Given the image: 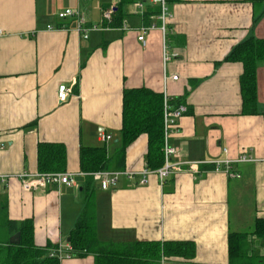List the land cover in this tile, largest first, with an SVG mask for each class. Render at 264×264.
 <instances>
[{
    "label": "crops",
    "instance_id": "obj_1",
    "mask_svg": "<svg viewBox=\"0 0 264 264\" xmlns=\"http://www.w3.org/2000/svg\"><path fill=\"white\" fill-rule=\"evenodd\" d=\"M118 2L0 0V174L10 175L0 182V235L8 221L31 218L37 246L65 245L92 193L100 240L192 241V259L164 257L158 264H229V233L249 232L264 217V61L256 70L257 112L242 114L243 67L226 56L246 38H264V0H167L164 20L159 4L134 0L122 5L121 25L111 26L103 12L111 10L112 19ZM66 8L98 29L83 38L74 17H57ZM152 24L143 45L139 28ZM60 84L72 88L64 102L57 99ZM137 87L186 105L168 138L180 171L163 182L150 172L145 184L139 175L120 176L107 189L92 178L85 190L90 175L80 169V148L105 146L114 155L123 89ZM39 142L65 146L63 172L72 184L22 187L15 175L38 171ZM146 152L142 133L126 148L124 170H148ZM242 153L254 160L232 163L237 176L216 168L214 161ZM245 240V260L264 257V238ZM60 264L94 259L64 256Z\"/></svg>",
    "mask_w": 264,
    "mask_h": 264
},
{
    "label": "trees",
    "instance_id": "obj_2",
    "mask_svg": "<svg viewBox=\"0 0 264 264\" xmlns=\"http://www.w3.org/2000/svg\"><path fill=\"white\" fill-rule=\"evenodd\" d=\"M133 1L119 0L108 24L121 25L122 5ZM226 60L241 62L243 67L239 77L241 113L255 114L257 112L256 70L258 63L264 61V38L249 37L237 43L226 56ZM142 133L147 135L146 168L156 170L164 163L163 95L146 87L124 88L122 125L114 155L109 156L105 146L81 147L80 169L85 173L124 169L126 148ZM37 169L42 172L65 171V146L62 143L39 142ZM87 179L85 190L93 183L91 176H87ZM7 224V237L3 238L0 235V264H60L58 256L50 255L53 245L39 247L34 243L31 218L8 221ZM17 231L20 232L19 243H10L9 237ZM248 235L264 238V217L256 218L249 232L229 233V264H264V257L254 256L245 260L248 248L245 238ZM68 243L71 246L68 256L92 255L94 264H158L164 257L192 259L196 251L192 241L100 240L94 222L92 193L84 197L82 211L68 233Z\"/></svg>",
    "mask_w": 264,
    "mask_h": 264
},
{
    "label": "built area",
    "instance_id": "obj_3",
    "mask_svg": "<svg viewBox=\"0 0 264 264\" xmlns=\"http://www.w3.org/2000/svg\"><path fill=\"white\" fill-rule=\"evenodd\" d=\"M153 3H157L161 7V19L164 20L166 16H170V14L167 11L166 2L167 0H150ZM111 10H107L103 12V20L106 22L111 21ZM57 17L59 19H66L69 17H74L76 20V29L78 32L82 34L83 38L88 37V33L93 30H97L98 26L92 25V26H85V19L82 16L81 12L76 9H70L66 8L64 10H61L57 13ZM155 25L150 26H142L140 27L139 31L140 34L137 36V39L144 45L145 39H144V33L147 29L153 28ZM48 28H51V26H48ZM162 29L164 27L162 26ZM168 59V56L166 55V52H164V60ZM171 79L176 80L178 78V75L174 74L170 76ZM72 88L70 86H67L66 84H60L58 86L57 90V99L59 102H64L68 99L69 94L71 93ZM171 98L164 95L163 96V130H164V163L163 165L156 169V170H145L140 173H135L133 171H126L124 169L121 170H97L94 172H90L89 175L99 183L100 187L102 189H107L110 186H113L116 184L118 178L120 176H126V177H133L135 175H139V184H145L147 182V176L150 172L156 173V175L159 177L160 181L163 182V180L173 174L177 173L181 169V164L183 162L179 161H172V157L177 154L176 149L168 144V138L172 134V131L178 127V120L179 118L186 112L187 108L186 105L183 103H177L176 105L172 106L171 104ZM100 138L102 140H109L111 138L110 135H106L104 133L99 134ZM254 158L251 157L248 154H240L237 158L231 160V159H223V160H216L214 163L216 164V168L219 167V165H223L224 170L228 172L231 176H237L235 173L231 172V165L235 162H246V161H253ZM192 166V165H191ZM15 177L21 182V185L25 189H37V188H43L51 185L56 184H72V179L70 177V174L66 172H58V171H50V172H42V171H29L24 170L15 175ZM10 175L7 174H0V182L1 183H7L9 180ZM71 250V246L69 243L67 244H58L57 247L53 248L50 251V255H56L58 258H62L64 256H68V252Z\"/></svg>",
    "mask_w": 264,
    "mask_h": 264
},
{
    "label": "water",
    "instance_id": "obj_4",
    "mask_svg": "<svg viewBox=\"0 0 264 264\" xmlns=\"http://www.w3.org/2000/svg\"><path fill=\"white\" fill-rule=\"evenodd\" d=\"M10 243H19L20 241V232L17 231L14 234H12L9 238Z\"/></svg>",
    "mask_w": 264,
    "mask_h": 264
},
{
    "label": "rangeland",
    "instance_id": "obj_5",
    "mask_svg": "<svg viewBox=\"0 0 264 264\" xmlns=\"http://www.w3.org/2000/svg\"><path fill=\"white\" fill-rule=\"evenodd\" d=\"M7 237V235L6 234H4V237L3 238H6Z\"/></svg>",
    "mask_w": 264,
    "mask_h": 264
}]
</instances>
